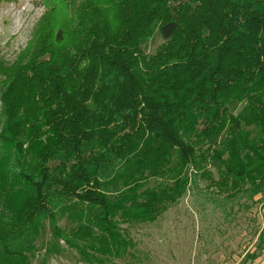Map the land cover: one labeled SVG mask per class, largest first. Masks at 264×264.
I'll return each instance as SVG.
<instances>
[{
  "label": "trees",
  "instance_id": "16d2710c",
  "mask_svg": "<svg viewBox=\"0 0 264 264\" xmlns=\"http://www.w3.org/2000/svg\"><path fill=\"white\" fill-rule=\"evenodd\" d=\"M42 2L0 81V264L123 258L191 177L264 199V0Z\"/></svg>",
  "mask_w": 264,
  "mask_h": 264
},
{
  "label": "rangeland",
  "instance_id": "374dc122",
  "mask_svg": "<svg viewBox=\"0 0 264 264\" xmlns=\"http://www.w3.org/2000/svg\"><path fill=\"white\" fill-rule=\"evenodd\" d=\"M44 10L42 0L0 4V81L30 45ZM159 42H150L149 48ZM209 170L216 180V171ZM210 179L191 177L183 197L155 221L122 223L130 250L107 264H249L251 250L262 247L264 199L250 192L227 198L228 192L207 186ZM47 264L86 263L66 251Z\"/></svg>",
  "mask_w": 264,
  "mask_h": 264
},
{
  "label": "crops",
  "instance_id": "0c3cea01",
  "mask_svg": "<svg viewBox=\"0 0 264 264\" xmlns=\"http://www.w3.org/2000/svg\"><path fill=\"white\" fill-rule=\"evenodd\" d=\"M260 241V244L262 247H257L256 245L252 250H251V260L248 262L249 264H264V228H262V234L260 238L258 239ZM258 248H260L258 250ZM261 251V252H260Z\"/></svg>",
  "mask_w": 264,
  "mask_h": 264
}]
</instances>
